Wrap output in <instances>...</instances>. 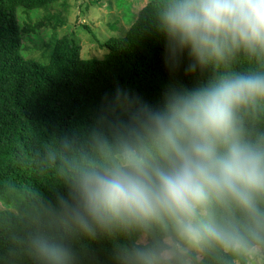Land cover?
<instances>
[{"label":"clouds","instance_id":"clouds-1","mask_svg":"<svg viewBox=\"0 0 264 264\" xmlns=\"http://www.w3.org/2000/svg\"><path fill=\"white\" fill-rule=\"evenodd\" d=\"M150 25L169 72L187 54L199 81L155 106L117 87L90 128L58 135L55 202L30 191L10 256L80 264L75 242L97 236L116 264L264 256V0H153Z\"/></svg>","mask_w":264,"mask_h":264},{"label":"trees","instance_id":"trees-1","mask_svg":"<svg viewBox=\"0 0 264 264\" xmlns=\"http://www.w3.org/2000/svg\"><path fill=\"white\" fill-rule=\"evenodd\" d=\"M59 1L0 0V264H32L27 256L9 255L10 234L21 227L30 191L55 202L53 188L60 180L46 153L58 135L90 128L105 97L114 96L117 87L155 106L171 83L193 87L200 79L199 72H186L187 54L176 74L166 67V41L150 25L153 0L137 10L124 32L101 42L103 58H81L79 46L65 35L54 40L44 61L22 56V38L35 36L43 24H20L17 8L46 10ZM75 247L80 264H116L109 238L81 237ZM235 260L245 264L242 257L221 260L211 254L204 255L201 264ZM257 264H264V256Z\"/></svg>","mask_w":264,"mask_h":264},{"label":"rangeland","instance_id":"rangeland-1","mask_svg":"<svg viewBox=\"0 0 264 264\" xmlns=\"http://www.w3.org/2000/svg\"><path fill=\"white\" fill-rule=\"evenodd\" d=\"M62 0L46 10L20 12L17 8L18 21L31 24L41 21L42 26L35 36L22 38L20 53L38 61L47 59L54 40L68 36L79 46L81 58H103L105 50L100 46L110 35L124 32L137 10L147 0ZM47 17V18H44ZM1 208V206H0ZM245 264H257L261 256L244 258ZM239 264L238 260H235Z\"/></svg>","mask_w":264,"mask_h":264}]
</instances>
